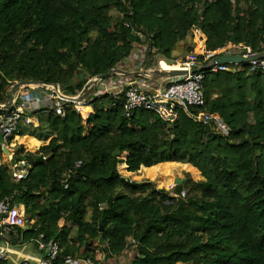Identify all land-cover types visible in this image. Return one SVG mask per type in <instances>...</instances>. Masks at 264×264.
Segmentation results:
<instances>
[{
    "label": "trees",
    "instance_id": "16d2710c",
    "mask_svg": "<svg viewBox=\"0 0 264 264\" xmlns=\"http://www.w3.org/2000/svg\"><path fill=\"white\" fill-rule=\"evenodd\" d=\"M238 1L0 0V103L14 81L25 79L77 96L90 78L133 69L130 61L145 44L149 55L169 61L191 30L207 51L243 44L263 55L264 0H244L245 8ZM113 6L124 14L116 24ZM238 65L236 72L205 69L206 109L221 115L228 136L183 111L172 123L144 108L127 118L122 95L66 100L64 117L49 111L56 136L38 157L22 155L24 145L15 150L17 159H34L29 177L14 182L0 165V200L11 197L24 206L28 224L40 226L19 229L22 240L35 243L44 233L46 243L57 241L63 251L54 264L66 256L101 264L96 251L104 261L120 257L129 238L136 248L129 264H264V71ZM81 70L88 78L72 84ZM154 72L161 71L145 74ZM163 163L190 164L204 179L188 176L166 191L117 169L152 172Z\"/></svg>",
    "mask_w": 264,
    "mask_h": 264
},
{
    "label": "built area",
    "instance_id": "2783aa9c",
    "mask_svg": "<svg viewBox=\"0 0 264 264\" xmlns=\"http://www.w3.org/2000/svg\"><path fill=\"white\" fill-rule=\"evenodd\" d=\"M124 25L129 27L130 24L125 22ZM135 33L144 39L140 29ZM222 54H238L245 57H252L248 64L250 71H264V54L259 55L254 52L250 46L239 44L232 47L220 48L217 51H207L201 48L193 57L177 59L172 65H177L171 70L183 71L180 76L171 78L162 76L160 72H154V75L143 76L144 81L162 83V88L150 90L141 86L135 80H129L124 83L116 81L100 82L99 87L101 95L108 94L114 99L123 97V110L127 118L133 116L134 112L144 108L155 112L163 121L172 123L179 117V112L183 111L195 121L202 125L211 126L217 133L228 136L231 132L229 126L224 122L221 115L216 112H209L206 109V97L204 90L205 69L213 72L219 71H238V64H217L216 57ZM201 57V58H200ZM163 62V61H162ZM155 68V67H154ZM136 72V71H133ZM156 73V74H155ZM155 76H159L157 78ZM16 82V81H15ZM170 82V83H167ZM12 86V84H11ZM95 94V93H94ZM93 95V94H92ZM78 96V95H77ZM77 96H70L63 91L59 84H47L44 82L27 84L15 94V98L10 101L9 107L6 108L4 103H0V134L9 150L13 153L6 155L0 144V165H7L11 179L14 182L26 180L34 166L33 160L28 157H15V150L8 145V139L15 133L19 132V125L24 123L27 127L37 128L40 126V112L45 108V102H50L49 111L56 115L64 117L66 114L64 101L71 100ZM91 99V98H90ZM87 102V101H86ZM80 102V103H86ZM81 161H77L75 167H80ZM178 197V194H172ZM185 196V192H181ZM39 225L32 226L28 224L24 206L12 204L9 196L0 200V264H6L9 255V247L12 244L11 234L16 230H27L34 228L39 229ZM38 249L43 253L42 258L36 264H54L60 257L63 249L57 241L46 243L44 233H39L35 238ZM73 259L72 256H66L65 262ZM86 264H94L90 259L85 260ZM18 264H30L27 261Z\"/></svg>",
    "mask_w": 264,
    "mask_h": 264
},
{
    "label": "rangeland",
    "instance_id": "374dc122",
    "mask_svg": "<svg viewBox=\"0 0 264 264\" xmlns=\"http://www.w3.org/2000/svg\"><path fill=\"white\" fill-rule=\"evenodd\" d=\"M236 1H238V0H233V2H236ZM239 1H240L241 6L243 8H245L246 7L245 1L244 0H239ZM123 15H124L123 12L120 11V9L116 6H113V8L110 10L111 22L113 24L120 22L121 19L123 18ZM93 34H95V33H93ZM201 48H202V40L199 39V36L194 35V31L191 30L188 32V34L186 35V37L184 39H180L179 41L176 42V44L174 45L173 50L171 52V58L169 61L166 59L161 60L162 56L159 54H156V53L149 55L148 51H147V45L145 44L143 46L138 47V52L140 53V55H139V57H137L135 59L136 62L134 63V65L136 66L138 73L143 74V76H144L146 71H148L149 69H154V67H158L162 61L166 62L168 64H173V62H175L177 59L178 60L181 59L182 57L185 58V57L195 56V54L197 52H199V50ZM203 49H205V48H203ZM174 50L176 53L174 52V54H173ZM142 51H144V53H142ZM237 67L240 68L241 66L238 65ZM162 68H163V70H165V69H167V66L165 64H163ZM155 77L160 78L159 76H155ZM87 78H88V73L86 71L81 70L80 74L78 76L76 75L75 79L72 80V84L76 85L78 81L84 80ZM112 78H118V76L112 77ZM124 78H127V77H124ZM90 79H92V78H90ZM90 79L87 80L86 84L88 83V81ZM109 80H111V78ZM14 83H15V81L12 83V85ZM97 84L99 86L100 82L97 81ZM100 90L101 89L99 87L94 89V92L96 93V95L102 94L100 92ZM79 94H78V96H79ZM91 97H93V96L91 95ZM90 98L88 99L87 102L90 101ZM79 102H86V101H84L83 99H79ZM104 104L106 106L107 103L105 102ZM47 119L48 118H45V123L43 124V129L42 128H38V129L37 128H30V127H27L24 123H21L19 125V129L20 130L22 129V130L19 131L15 135L14 140H13L14 145H12L11 147L9 146V147L11 149L18 150L22 145H24L25 152L22 155L31 154L35 158L38 157L39 153L37 152V150L39 149V147L42 146L43 144L48 143L52 138H54L56 136L54 129L51 128L50 122ZM248 120H252L251 115L249 116ZM9 140H10V138L8 139V142H9ZM29 147L31 149H33V152L28 151ZM124 157H125V153L121 155V158H124ZM165 165H170L171 168L168 169L167 171H165L164 168H162V171L160 169L159 171H152V172H146L142 168L141 169L142 172L138 171L137 173H132V172L127 171L125 164H119L117 169H118L120 175H122L125 178H128L129 180L138 181V182L149 180V181H152L155 183L156 188L165 189L166 191L172 190V188L175 186L174 180L176 178H187L188 176H190L195 181H199V180L204 179L203 176L201 175V173L197 170V168H195L193 166L188 165L189 167H185V165H182V164L181 165H174L172 163L165 164ZM172 165H174V166H172ZM170 172H172V173H170ZM92 213H93V210L91 208L88 209L87 212L85 213V219L91 220ZM28 223H29V221H28ZM64 223H65V221H64ZM72 230H73V233H76L75 228H73ZM128 242H129L128 243L129 244L128 249H126L120 257H114L113 259H110L108 261H106V260L104 261V253L102 251H100V249H99L98 251H96L97 259H99L101 264H129L131 259L136 254V248L133 245L135 243V241L132 238H129ZM179 264H181V263H179Z\"/></svg>",
    "mask_w": 264,
    "mask_h": 264
},
{
    "label": "crops",
    "instance_id": "0c3cea01",
    "mask_svg": "<svg viewBox=\"0 0 264 264\" xmlns=\"http://www.w3.org/2000/svg\"><path fill=\"white\" fill-rule=\"evenodd\" d=\"M174 52H175V50L173 51V54H174ZM142 53H144V51H142ZM133 61H134V63L136 62L135 60H132L130 62L132 63ZM163 64H165L167 66V69L163 70V68H162ZM176 66L177 65L168 64L166 62H161L158 67H155V69H157L161 72H168L167 70H169L170 68H176ZM125 67H127V66H125ZM130 67L131 66H128V68H130ZM117 70L118 71L116 73H113V75H111L110 81H116L119 83H124L126 81L133 79V80L137 81L138 83H140L141 86H145L146 88H149L150 90L160 89L164 85V84L162 85V83H159V80H157L156 82H152L149 80L144 81L143 77L139 74H125V73H123V72H130V73L138 72L135 65L133 66V69H127V68H125V69L120 68L119 69V68H117ZM121 71H123V72H121ZM133 71H136V72H133ZM116 76H118V78H112V77H116ZM124 77H127V78H124ZM94 93L95 92H93V95H94ZM49 107H50V102H45V108L46 109L45 110L43 109L40 112V126L37 127V129L38 128L43 129V124L45 123V118L48 117V113H49L48 108ZM30 128H32V127H30ZM21 130L19 129V131H21ZM28 151L33 152V149H31L29 147ZM183 165H186V167L192 166L190 164H183ZM132 173H137V172H132ZM64 221H65L64 218L60 219L58 221L59 226H62L64 224ZM20 231L23 232L25 230H23V231L20 230ZM20 231L18 229V230H16V232L11 234L12 244L10 245V247L8 249L9 255H8V260H7L6 264H18L19 262H23V261H27L30 264H36L42 258L43 253L38 249L36 243L22 240ZM19 233H20V235H18ZM85 260H86L85 258H74L73 257V259L65 262V264H86Z\"/></svg>",
    "mask_w": 264,
    "mask_h": 264
},
{
    "label": "water",
    "instance_id": "95a60500",
    "mask_svg": "<svg viewBox=\"0 0 264 264\" xmlns=\"http://www.w3.org/2000/svg\"><path fill=\"white\" fill-rule=\"evenodd\" d=\"M216 62L217 64H241V63H245V62H249L251 59H253L252 57H245L242 55H238V54H222L217 56L216 58ZM118 70L117 69H113L110 70L106 73L103 74H99L97 76H95L94 78L98 80H105L106 78L110 77L111 75H113V73H116ZM123 72V71H121ZM125 74H139L137 73H130V72H123ZM184 72L183 71H177V70H171L169 72H160V75L162 76H169L171 78L177 77L182 75ZM141 76H143V74H139ZM32 83H40L39 81H34V80H19L17 82H15L12 86H10L7 90V97H8V102L7 104H5V107L8 108L10 101H12L15 98V94L21 89V87L27 85V84H32ZM55 85V84H54ZM88 84H86L84 86V88L82 89V91L80 92L78 97L72 98L74 100L79 101V99H83L84 101H88V99L91 97V95L94 92L95 87L97 86V83L92 86L89 87L88 89L86 88ZM0 144H1V148L3 150V152L6 153V155H10L13 154L7 144L4 142L2 135L0 134ZM118 154V151L114 152V156H116ZM186 178H176L174 180L175 182V186L176 185H182L183 183H185ZM100 230H102V226H100Z\"/></svg>",
    "mask_w": 264,
    "mask_h": 264
},
{
    "label": "bare ground",
    "instance_id": "6f19581e",
    "mask_svg": "<svg viewBox=\"0 0 264 264\" xmlns=\"http://www.w3.org/2000/svg\"><path fill=\"white\" fill-rule=\"evenodd\" d=\"M248 63V62H247ZM97 83V79L96 78H92V79H90L89 81H88V85H87V89L89 88V87H92V86H94L95 84ZM165 164H169V163H163V164H160V165H157V166H155L154 168H153V171H159L160 169H161V171H162V168H164V170L165 171H167L168 169H170L171 168V166L170 165H165ZM172 164H174V165H181V164H178V163H172ZM174 165H172V166H174ZM186 167V166H185ZM169 173V172H168ZM170 173H172V172H170ZM164 175V174H163ZM168 175V174H167ZM163 177V176H162Z\"/></svg>",
    "mask_w": 264,
    "mask_h": 264
}]
</instances>
